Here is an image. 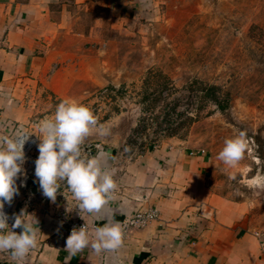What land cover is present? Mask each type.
I'll return each mask as SVG.
<instances>
[{
	"label": "crops",
	"instance_id": "obj_1",
	"mask_svg": "<svg viewBox=\"0 0 264 264\" xmlns=\"http://www.w3.org/2000/svg\"><path fill=\"white\" fill-rule=\"evenodd\" d=\"M156 0H0V138L17 130L32 135L26 168L16 181L19 193L4 210L12 217L26 209L41 235L24 264H264V229L249 206L216 194L209 159L172 144L130 152L113 119H97L82 149L104 153L102 168L114 173V199L93 214L58 194L53 203L23 187L39 156L37 125L54 115L65 99L87 103L111 80L101 65L115 19L138 16ZM103 90V89H102ZM89 103V102H88ZM91 103V102H90ZM63 191V189H61ZM65 195L71 197L70 192ZM157 209L159 218L125 234L118 249L96 253L91 246L70 256L63 219L102 227L137 211ZM6 214V213H5ZM9 227L14 221L9 219ZM123 230V229H122ZM22 229H15L20 234ZM0 264H16L0 252Z\"/></svg>",
	"mask_w": 264,
	"mask_h": 264
},
{
	"label": "rangeland",
	"instance_id": "obj_2",
	"mask_svg": "<svg viewBox=\"0 0 264 264\" xmlns=\"http://www.w3.org/2000/svg\"><path fill=\"white\" fill-rule=\"evenodd\" d=\"M106 32L111 82L85 103L96 120L111 117L130 152L208 157L212 190L264 229V0H156ZM240 131L250 151L228 167L217 156Z\"/></svg>",
	"mask_w": 264,
	"mask_h": 264
},
{
	"label": "clouds",
	"instance_id": "obj_3",
	"mask_svg": "<svg viewBox=\"0 0 264 264\" xmlns=\"http://www.w3.org/2000/svg\"><path fill=\"white\" fill-rule=\"evenodd\" d=\"M97 120L88 105L73 99L61 101L51 118H45L37 125L40 140L39 156L35 161V176L44 197L55 203L57 195H63L77 202L76 209L84 214H93L114 199L117 185L114 173L101 166L104 153L90 156L82 149L86 137L96 128ZM32 135L17 130L12 137L0 138V252H9L16 264H24L28 254L38 247L41 230L34 214L22 209L9 217L4 204H11L18 195L16 181L24 172L26 162L25 144ZM250 151L245 131L226 139L217 159L228 167H236ZM25 177H26V173ZM264 179V177H258ZM63 189V191H61ZM70 192L71 197L65 195ZM9 219L14 223L9 227ZM15 229H22L20 234ZM123 230L119 222L105 223L102 227L90 229L87 222L80 228H73L66 240L65 251L70 256L91 248L99 253L118 249L122 244Z\"/></svg>",
	"mask_w": 264,
	"mask_h": 264
},
{
	"label": "built area",
	"instance_id": "obj_4",
	"mask_svg": "<svg viewBox=\"0 0 264 264\" xmlns=\"http://www.w3.org/2000/svg\"><path fill=\"white\" fill-rule=\"evenodd\" d=\"M104 92H107V90H105ZM34 142H35L34 139H30L29 138L28 142L25 144V147H24V152L25 153H27L29 148L34 145ZM34 172H35L34 169L33 170H29V174H27V176L25 178V181L30 179L31 178L30 175H34ZM4 212H6V215H7V210H4ZM158 218H159V212L155 208L150 209L148 211H137L132 216L126 218L123 221L122 229H123L125 234H128L134 229H144L151 222L157 220ZM62 225L66 229L65 233L63 235V237H65V236H69L71 234V231L73 230V228H77L78 229V228L84 226L85 223H82V222L76 221V220H69V219L65 218L62 221Z\"/></svg>",
	"mask_w": 264,
	"mask_h": 264
},
{
	"label": "water",
	"instance_id": "obj_5",
	"mask_svg": "<svg viewBox=\"0 0 264 264\" xmlns=\"http://www.w3.org/2000/svg\"><path fill=\"white\" fill-rule=\"evenodd\" d=\"M35 167L33 168L34 170H35ZM34 176H35V172H34ZM23 185L25 186L26 189H31V192H32L33 195H38L39 194L38 184L35 182V180L33 178H30V179L26 180L23 183ZM16 197H17V195L14 197V199H13V201L11 203H13L15 201Z\"/></svg>",
	"mask_w": 264,
	"mask_h": 264
},
{
	"label": "bare ground",
	"instance_id": "obj_6",
	"mask_svg": "<svg viewBox=\"0 0 264 264\" xmlns=\"http://www.w3.org/2000/svg\"><path fill=\"white\" fill-rule=\"evenodd\" d=\"M6 213V212H5Z\"/></svg>",
	"mask_w": 264,
	"mask_h": 264
}]
</instances>
